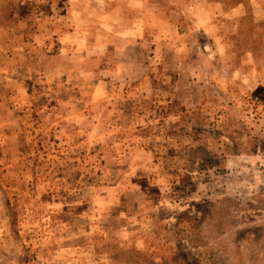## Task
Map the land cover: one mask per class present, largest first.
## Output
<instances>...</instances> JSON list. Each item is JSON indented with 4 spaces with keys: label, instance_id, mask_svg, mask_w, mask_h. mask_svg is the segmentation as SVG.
Wrapping results in <instances>:
<instances>
[{
    "label": "rangeland",
    "instance_id": "1",
    "mask_svg": "<svg viewBox=\"0 0 264 264\" xmlns=\"http://www.w3.org/2000/svg\"><path fill=\"white\" fill-rule=\"evenodd\" d=\"M0 264H264V0H0Z\"/></svg>",
    "mask_w": 264,
    "mask_h": 264
}]
</instances>
